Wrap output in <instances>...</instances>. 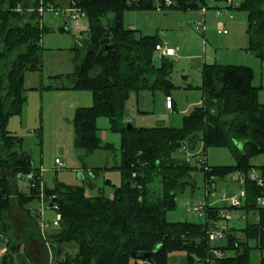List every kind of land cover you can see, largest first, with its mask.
Instances as JSON below:
<instances>
[{"label":"trees","instance_id":"trees-1","mask_svg":"<svg viewBox=\"0 0 264 264\" xmlns=\"http://www.w3.org/2000/svg\"><path fill=\"white\" fill-rule=\"evenodd\" d=\"M170 1L158 0V7L192 10L207 3ZM60 7V0H0V170L8 173L0 175V234L8 236L0 264H14L15 254L24 244L19 236L9 235L4 219L12 198L36 222L37 214L27 204L40 194L46 202H53L51 208L60 215L58 227L47 238L37 233L42 244L51 247L50 264H249V241L263 253L259 264H264V205L257 202L264 198V165L256 169L250 161L264 155V103L258 98L259 86L253 84L254 70L247 65L201 62L199 104L183 115L180 125L127 127L124 109L131 93L159 90L172 100L173 62L167 60L169 56H161L157 65L153 63L155 46L161 41L156 35L138 34L122 20L125 10L153 9L151 0H69V8L84 13L86 37L81 45L70 48L72 72L51 75L44 88L90 92L91 104L77 106L72 116L73 145L85 155L111 149L98 135L96 123L97 118L106 117L108 129L120 136L119 162L110 168L91 167L90 175L114 168L121 181L118 186L105 181L113 187L111 197L101 191L87 196L80 184L41 185L39 167L32 164L22 139L9 132L6 124L26 104L25 73L42 66L41 38L48 29L39 21V9ZM235 8L246 12V50L264 69V0H241ZM108 13L112 18L103 22ZM64 77L71 78L70 85L54 84L53 80ZM197 141L202 152L208 147L229 150L232 165L200 162V168L209 184L233 173L242 174L245 196L237 208L254 215L239 229L228 227L224 245H212L209 239L210 224L217 226L220 218L217 207L206 205L204 224L166 219V212L176 206L177 192L195 168L173 154L185 145L193 149ZM254 169L262 178L261 185L249 178ZM17 174L28 178V193L18 189ZM36 225L29 226L31 237ZM57 245L60 256H56ZM213 250L221 251L222 256L217 257ZM131 251L149 252L150 256L135 260ZM174 253L183 255L175 260Z\"/></svg>","mask_w":264,"mask_h":264},{"label":"rangeland","instance_id":"rangeland-1","mask_svg":"<svg viewBox=\"0 0 264 264\" xmlns=\"http://www.w3.org/2000/svg\"><path fill=\"white\" fill-rule=\"evenodd\" d=\"M231 1L236 5L241 2V0ZM151 2L153 9L125 10L122 20L125 26L137 29L138 34L156 35L160 41L176 50V55L169 58L173 62L170 71V80L174 85L170 90L173 108L168 110L164 108L165 95L159 90L131 93L124 109V119L127 124L134 127L180 125L183 115L199 104L201 96L199 90L201 72L188 66V60L194 57L200 58L202 63L250 66L254 70L253 84L260 88L259 101L264 103V69L260 68V61L246 50L245 11L228 7L227 0H207L206 6L192 10L169 7L162 9L158 7V0H151ZM68 3L69 0H60V8L39 9L41 13L39 21L48 29L41 38L42 66L39 71L25 73L26 104L21 114L9 117L6 129L22 139L23 149L28 151L32 164L39 167L42 183L47 187H52L55 183L80 184L84 186L87 196L96 195L101 191L105 196L111 197L113 187L105 181L109 180L113 186H118L121 181L119 171L114 168L96 170L95 176L91 177L90 169L104 166L110 168L119 162V134L108 129L106 117L97 118L98 135L103 142L110 143L113 147L109 150H97L89 155L83 154L73 145L72 116L77 106L91 104L90 92L44 88L50 84L51 74H65L72 71L73 54L70 48L81 45L82 38L86 37V32H80L72 27L71 20L68 18ZM219 7H225L231 17L215 16V11ZM109 18H112L111 13L106 15L103 22ZM64 20L67 21V26ZM198 21L202 22V29L197 27ZM81 22L85 24L84 19L82 21L79 19L77 22L79 28ZM218 29L226 32L218 33ZM153 63L156 65L159 63L156 54L153 57ZM53 82L65 85L71 82V78L64 77ZM33 84H39L38 88L31 89L30 86ZM184 148L177 150L173 155L195 168L190 172L188 183L177 192L176 206L166 212V219L170 222L187 221L204 224L205 212L203 215H198L191 210L195 204L204 203L219 208V214L224 212V215L218 219V223L224 222L227 228L239 229L247 220H253L252 213L246 215L240 208L231 209L228 201L221 199L222 193L238 189L237 173L215 179L212 184H209L200 168L201 156L203 158L205 156L203 160L208 166L232 165L234 159L229 150L225 147H208L205 152H202L200 141L196 142L193 149H190L188 145ZM55 158L61 164H57ZM250 161L255 168L263 166L264 155H257ZM83 164L87 168H84ZM5 174L8 175L5 169L0 170V175ZM17 175L18 189L28 191L26 179L22 176L19 178ZM154 188H157V185ZM39 197L42 198L41 194ZM45 202V200L43 202L33 199L27 204L28 208L37 211L35 213L39 215L36 222L35 220L33 222L31 214H28L25 208L21 209L16 204L15 196L4 214V219L9 225V235H17L19 240L24 241V249L28 252L32 264H50L52 257L51 247L44 242L42 244L37 238V233L47 238V235L56 230L52 225L56 216L55 210L48 207ZM32 223L38 225L35 226L36 234L33 237L29 234V226ZM43 223L47 224L43 226ZM237 235L243 239L240 232ZM210 242L212 245L225 244L224 237L219 240L210 239ZM249 245L252 246L248 253L249 264H259L260 255L263 253L253 247V241H249ZM174 254L175 260H180L183 255V253Z\"/></svg>","mask_w":264,"mask_h":264},{"label":"built area","instance_id":"built-area-1","mask_svg":"<svg viewBox=\"0 0 264 264\" xmlns=\"http://www.w3.org/2000/svg\"><path fill=\"white\" fill-rule=\"evenodd\" d=\"M165 4H170L171 1L170 0H164ZM228 5H230V7L235 8L236 4L233 3L231 0H227ZM228 16L229 18L231 17V14H229V12L226 11V8H221L219 7L218 10L215 11V16L219 17V16ZM68 18L71 20V24L72 27H76L77 26V22L79 19L84 18V13L81 12L80 10L74 8V7H70L68 10ZM197 27H199L200 29H202V22L198 21L197 22ZM225 30H221L218 29V33H225ZM155 54L158 57L161 56H172L175 54V49L169 47L167 44L164 43H159L155 46ZM171 98L169 96H166L164 99V105L167 109H170L172 106V102H171ZM204 158L201 156L200 157V162H204L203 160ZM55 162L57 164H61L60 161H58L57 159L55 160ZM18 177L20 176V174L17 175ZM249 178L256 181V183L258 185H261L263 183L262 178L258 175V173L255 170H252L249 173ZM243 176L242 174H238V183H239V188L235 191V192H224L221 194V199L223 200H227L229 203V207L231 208H237L242 204V200L244 199L245 196V192L244 189L242 188L243 185ZM257 202L260 205H264V198H258ZM205 207L206 204L204 203H200V204H195L191 210L193 212H195L198 215H203L205 212ZM221 215H224V212H222ZM59 220H60V215L56 214L54 220L52 221V225L55 227H58L59 225ZM47 223H43V226H45ZM227 226L224 222L221 223H217V228L216 229H212L211 232L209 233V239L212 240H219L222 239L224 237V233L225 230H227ZM213 253L217 256V257H221L222 256V252L219 250H213Z\"/></svg>","mask_w":264,"mask_h":264},{"label":"crops","instance_id":"crops-1","mask_svg":"<svg viewBox=\"0 0 264 264\" xmlns=\"http://www.w3.org/2000/svg\"><path fill=\"white\" fill-rule=\"evenodd\" d=\"M63 14H64V12H63ZM84 19V21H85V24L83 23V22H81V25H79L80 26V28L78 27V26H76V27H73V28H76V29H78L80 32H82V31H84V32H86V29H87V21H86V19L85 18H81V21ZM65 26H67V21H66V24H65ZM130 27H132V26H130ZM161 43H163L162 41H161ZM174 49V48H173ZM176 55V50H175V54L174 55H172V56H169V57H167L168 59L170 58V57H173V56H175ZM202 62V61H201ZM260 68H262V67H260ZM72 72V71H71ZM71 72H68V73H71ZM67 72L65 73V74H68ZM51 75H64V74H61V73H59V74H55V73H53V74H51ZM50 75V76H51ZM49 78V77H48ZM25 79H26V77L24 76V81H25ZM71 83V82H70ZM70 83L69 84H65V85H70ZM39 84H37V85H31L30 86V88L31 89H37ZM260 100V99H259ZM164 108L165 109H167L166 107H165V105H164ZM171 108H172V106H171ZM170 108V109H171ZM168 110V109H167ZM74 113V112H73ZM9 131V130H8ZM9 132H11V131H9ZM12 134H14L13 132H11ZM16 135V134H15ZM204 158H205V156H204ZM57 158H55V160H56ZM83 167L84 168H87L86 166H85V164H83ZM83 168V169H84ZM40 172V171H39ZM18 177V176H17ZM226 177V176H225ZM19 178H20V176H19ZM25 179H26V181H27V184H28V191H21V192H24V193H28L29 192V190H30V182H29V180H28V178H26V177H24ZM224 178V177H223ZM18 179V178H17ZM40 183H41V185L43 184L42 183V177H41V174H40ZM222 179V178H221ZM238 182V181H237ZM17 183H18V180H17ZM18 185V184H17ZM239 183H238V187L237 188H239ZM237 189L235 188L234 190H232V191H229V193H231V192H235ZM39 200H41V201H43L44 202V200L41 198V197H39ZM45 203H47V206L49 207V203L48 202H45ZM51 208V207H50ZM33 212L35 213H37V211H35V210H33ZM39 218V215H36V219H38ZM38 222V221H37ZM42 229V228H41ZM55 229H56V227H55ZM42 230H44V229H42ZM51 230H53V229H51ZM46 231V230H45ZM44 238H45V236H44ZM7 243H8V236H6V235H4V234H0V258H1V256L3 255V253L6 251V247H7ZM45 244H47L48 245V243L46 242ZM24 244H22L21 245V250L19 251V252H17L16 254H15V262H18L19 264L20 263H25V264H32L31 263V260H30V257H29V255H28V252H26V250L24 249Z\"/></svg>","mask_w":264,"mask_h":264},{"label":"water","instance_id":"water-1","mask_svg":"<svg viewBox=\"0 0 264 264\" xmlns=\"http://www.w3.org/2000/svg\"><path fill=\"white\" fill-rule=\"evenodd\" d=\"M64 23L66 24V20H64ZM168 60V58H167ZM188 66L191 69L194 70H199L201 67V60L198 57H194L188 60ZM127 127L130 128L131 125L127 124ZM53 205V202L50 201L49 202V207H51ZM210 227L213 229H216L217 226H215L214 224H210ZM61 254V249L60 247L57 245L56 246V256H60ZM130 256L131 258L135 259V260H140V261H145L148 260L150 253L149 252H142V251H131L130 252Z\"/></svg>","mask_w":264,"mask_h":264}]
</instances>
